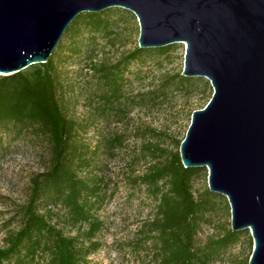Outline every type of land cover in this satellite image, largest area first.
Instances as JSON below:
<instances>
[{
    "label": "trees",
    "instance_id": "obj_1",
    "mask_svg": "<svg viewBox=\"0 0 264 264\" xmlns=\"http://www.w3.org/2000/svg\"><path fill=\"white\" fill-rule=\"evenodd\" d=\"M136 20L121 8L83 13L46 64L0 76V151L5 138H23L48 154L46 169L31 177L25 203L5 225L0 264H88L99 246L96 238L104 227L99 214L109 192L97 170L128 144V134L119 126L136 109L163 104L170 91L203 82L179 73L164 77L155 91L136 92L134 80L177 47L137 45L119 52L123 28ZM73 67L77 75L86 70L87 83L72 79ZM84 94L89 117L80 119L74 110ZM97 123L109 129L103 127L100 141L92 145L86 136ZM135 134L143 142L132 161H146L148 166L132 183L145 188L156 203L142 231V242L153 248L152 264H218L247 236L252 247L248 229L231 228L201 245L200 232L225 197L209 189L195 191L194 181L207 170L184 168L181 141L171 138L170 149L163 145L166 133L149 125L135 129ZM229 264H249V258Z\"/></svg>",
    "mask_w": 264,
    "mask_h": 264
},
{
    "label": "water",
    "instance_id": "obj_2",
    "mask_svg": "<svg viewBox=\"0 0 264 264\" xmlns=\"http://www.w3.org/2000/svg\"><path fill=\"white\" fill-rule=\"evenodd\" d=\"M111 8L137 17L140 48L186 44L183 76L211 82L182 164L208 169L232 231H251L249 264H264V0H0V75L46 64L79 15Z\"/></svg>",
    "mask_w": 264,
    "mask_h": 264
},
{
    "label": "rangeland",
    "instance_id": "obj_3",
    "mask_svg": "<svg viewBox=\"0 0 264 264\" xmlns=\"http://www.w3.org/2000/svg\"><path fill=\"white\" fill-rule=\"evenodd\" d=\"M123 29L124 45L118 48L119 52L139 46L138 20ZM173 45L177 47L169 55L147 66L143 77L134 80L133 88L136 92L155 91L166 76H175L179 73L183 76L187 47L184 43ZM116 52L117 49L114 54ZM75 71L76 67L69 70L75 82L82 85L88 82L85 69L79 75ZM194 79H202L203 82L170 91L169 95L162 99L163 104L151 108H138L130 120L119 126L127 132L128 144L117 158L110 157L97 170L105 177L109 192L107 202L99 214L104 222V227L96 238L99 246L89 257L88 264H152L153 248L150 244L142 242L144 235L142 231L144 223L154 216L156 203L145 192V188H139L132 183V178L143 174L148 166L146 161H132L131 156L140 151L143 142L142 138L135 134V129L149 125L166 133L168 137L165 138L166 142L163 145L170 149L173 143L171 138L183 142L193 113L204 109L214 93L208 79L202 77ZM85 96L84 94L83 97H79L74 110L75 116L80 119L89 117ZM103 127L106 126L97 123L87 132L86 138L92 145L100 141ZM110 131L112 134V121ZM47 165V152L34 141L23 138L4 139V147L0 151V247L4 244L5 225L27 199L31 177L44 171ZM206 170L194 181L195 191L209 189V171L207 168ZM225 199L218 205L215 214L209 219L210 222L203 226L199 235L201 245L223 229L231 228V207L228 199L226 197ZM252 243L251 247L249 236L244 237L218 264H229L245 258L250 260L254 247L253 238Z\"/></svg>",
    "mask_w": 264,
    "mask_h": 264
}]
</instances>
